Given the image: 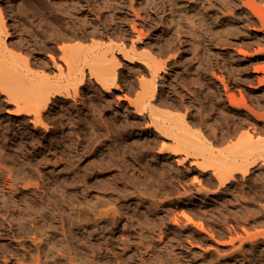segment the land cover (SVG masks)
<instances>
[{"label": "bare ground", "instance_id": "6f19581e", "mask_svg": "<svg viewBox=\"0 0 264 264\" xmlns=\"http://www.w3.org/2000/svg\"><path fill=\"white\" fill-rule=\"evenodd\" d=\"M3 1L7 14L3 12L1 4ZM258 1L241 0L240 2L246 10H244V13H246L247 17L250 12L253 13V16L248 18L247 23L249 24V22L252 21L253 24H255L258 21L261 27L259 30L264 35V5L258 4ZM12 4L13 0H0V94L5 96L8 104L14 105L12 113L18 118L16 123L19 121V125L23 126L25 124V119H23V117H29V121L36 129L42 127L48 131L50 129L49 120L51 123L59 124L62 128L65 123L61 120L60 123L57 122V120H59L57 119V115H60V118L61 116L72 118L75 106L77 105L76 102H78V98L80 97L85 104L88 101L96 102L95 105H93L94 102H92L93 104H91L93 106H89L88 108L85 107V104L83 105L86 108L84 109L86 111L85 115H87L86 117H89L88 121L90 123H88V126H90L91 137L99 142L101 148H105L106 146L104 147V145L101 144L102 141H99L100 138L97 136L99 135V131L105 130L106 134L111 136L114 132L116 134L117 131L119 133L126 132L125 134L130 133L134 130V125H136L137 122L136 124H130L129 122V125L132 128L128 129L127 124L119 123L116 115L113 117H109V114L107 115L109 112L116 114L112 109L110 110L112 104H110V102L111 99L115 97V90L122 91L119 81L123 76L122 68L126 66L119 57L122 55L121 57L123 60L128 62L127 66L129 69L138 65L137 69L140 72V75L138 77L136 76V83L134 81L130 83V90H128L129 92L127 91L129 94L123 90L125 92L123 96L118 94L116 98L128 102L129 107L133 108L132 113L136 115L138 120H146L145 131H149V133L152 132L157 139L160 137L164 138L160 140L161 146H158L160 148V153H166L165 157L168 156L171 160L174 159L173 162L181 166L183 165L187 171L190 172L191 169L196 168L199 173V176H194V181H196L198 185H195L193 189L183 186L179 182L183 190L176 188L177 190L175 191L177 197H174L176 199H173L171 198L172 196L169 197L168 195L165 198H161L160 192L164 187H161L162 189L160 190L155 182L149 181L148 178L145 177L141 183L135 181L137 178H134L136 177L134 174L135 172H131L132 166L130 167V164L127 165L125 163L127 162V159L124 162L125 164H122L121 160H119L121 158L116 160V154L113 155V152L111 153V151L102 150L100 151L103 152V154H101L102 159L100 160L101 163L105 165L101 164L100 169L98 167L96 172L97 178L94 180L92 179V181L90 180L92 182L91 185L90 183L85 184L84 186L80 185L86 194L90 192V195H92L91 200H89L87 207H85L86 205L82 206L83 199L80 198L79 195H76L77 205L75 209L72 210V214L67 216L66 213V217L62 212L55 214L54 216V213H52L53 211H51V204L47 202L48 200L39 203L41 205L38 206L35 205L36 203L33 198L28 196L31 190H34L32 187H38L40 180L39 176L38 182H34L32 181L33 178L31 180V178L29 179L28 176H26V174H28L26 169H23L22 171H20L21 169L18 171H12L11 168L10 171L7 172L9 176L6 178L7 180L3 181L4 183H0V208L3 210H10L13 208L19 213V215L26 214L28 217H31L32 221L35 222L33 223L34 228L37 229L42 236V238H38L40 241L37 239L38 236L35 239L32 237L34 243L38 240L41 243V246H38L39 248L36 247L39 249V254H36V256L32 253L35 257L32 256V259H30L31 262L29 261L28 263L48 264L50 261H55V264H59L62 256H68L71 260L70 262L68 261L70 264H232L233 261H238L239 257L246 258L244 250L249 246L250 248H255L260 244V239H264V229L257 230V233H251L250 231V228L253 227L252 225L260 226L261 224L262 226L264 224V203H258L259 205H256L257 207H253L254 204L252 205L249 202L245 201L236 204V202L233 203V200L236 201L237 195L246 192V188L243 186L249 184L251 181L256 184L258 192L262 193V195L264 194V99L256 98V100H254L251 96L252 99L249 100L245 94L246 91L244 92V90L239 89L241 92L240 94H242V99H240L237 97V94L235 93L236 91L234 92L233 87L229 84L228 80H226L227 78H225V76H219V73H213L211 76L207 77L199 76L201 78H198V73V75L196 74L197 79L202 82L206 80L207 82V88H205L209 91L206 92V90H203L206 92L203 94L205 95V97L203 96L205 100H202L198 96L199 94L197 95L196 90V95H193L194 92L192 94L190 91V96L181 95V97L179 94L178 96L175 93L176 89L175 91H166L163 86H160V83H162L160 81L164 80L163 73H168L169 64L171 63L170 65H172V63H174L176 55L173 54L174 52L171 53L172 51L170 50L171 52H167L168 55H165L167 58L169 56L168 60L163 59L159 61L160 58L158 60L157 54L153 50V45L151 46V44H148L144 48H141L140 44L144 43L143 38L146 34L138 27L139 24L135 20L129 22L131 28L130 32L134 35L130 44L122 42L121 40V43L117 45L108 46L104 41L98 39L100 37L94 39L93 36L91 37L88 34H74L63 36L61 38L62 43L60 45L57 44V48H54V44H52L53 47L51 48V51L53 52L47 54L43 51L46 48V44H42V41L33 42L32 39L24 36L22 33L20 36L18 35L17 37H14L13 32L11 31L12 25L10 26L9 22L13 21V24H18L13 15V13H16L15 8L18 7H16L17 5L15 2V8ZM174 6L175 5L173 4H170V6H164V12L167 10L170 12L169 21L172 23L170 24L169 22L170 27L174 25L173 22L177 19L176 13L179 11L177 8L178 6ZM20 8L21 7H19V9ZM130 10L133 11L137 18L140 17V12L136 10L133 4H130ZM231 16L234 18L235 14L233 13ZM184 17L179 18L184 21L182 19ZM189 17L188 19L186 18L187 21L189 20V22H187L188 25H194L197 23L195 19H192L193 17ZM176 23L175 25H178ZM113 25L115 33L119 32L126 34L127 31H129L125 29V27H118L117 23H114ZM181 25L179 24V26ZM175 28L176 27H174V29ZM177 29L179 28H176L175 30ZM102 33L94 32L93 35L104 36L105 33L103 35ZM125 34L123 38H126ZM87 38L92 39L89 46H85ZM69 40H74V42H69ZM165 44L164 45L167 46V43ZM258 44L260 46V43ZM165 46H163V48ZM170 46L173 45H169V48ZM47 47L50 49L51 46ZM258 52L259 55L264 56V46L263 48L258 49ZM229 66L227 68H229ZM212 68L211 70H214ZM260 68L264 69V66H260ZM255 69H257V67ZM211 70L209 69L208 72ZM258 70H261L259 69V66L257 71ZM263 71L264 70H262V72ZM258 73L257 78L263 86L264 74L262 76L263 78H260ZM190 77L192 76L190 75ZM190 77L188 79H190ZM194 78L190 80H194ZM250 79L252 78L250 77ZM246 80L247 79L244 81ZM184 83L187 85V82ZM251 83L249 85H253V83ZM95 84L100 86V90L97 89ZM194 84L195 83H193V85ZM190 85L192 84H189V86ZM253 89L259 88L253 87ZM132 93L134 94L132 95ZM87 98L89 99L87 100ZM96 106L98 108H96ZM98 109L101 113L98 112ZM106 109H108V112H106ZM91 116H93V118L98 117V120L96 121V118L90 120ZM76 135H78V138L81 137H79V134ZM116 135L114 136L116 137ZM32 138L33 137H31V140ZM18 142L20 143V141ZM222 146H224V148ZM91 149L93 150L94 148ZM41 157L42 156H40V158ZM122 159H125V157ZM94 160L95 159H93V162ZM47 162H49V159H47ZM187 163H189L190 166H186ZM12 164L10 165L12 166ZM114 164L117 165V169H111ZM3 165L2 168H4ZM137 166L139 167V165ZM166 168V165H162L161 168H159L161 177L165 178V176H167L166 174H169V178H173L174 176L169 171V168H167L168 170H165ZM4 169L7 168L5 167ZM87 172L88 171H86V173ZM2 173L0 172V175ZM31 173H33V171ZM81 176H84V173ZM178 181H180V179ZM18 183L22 184L21 190H23V192L17 188ZM42 184H44V182ZM90 186L92 188H90ZM171 188L172 187H170V190ZM45 189H47V186L44 190ZM61 189L62 188L59 190ZM55 190L57 189L55 188ZM64 190L61 192H65ZM167 192L170 191L167 190ZM66 193L67 192H65V194ZM65 196L63 197L64 199H66ZM73 197L74 195L71 196L72 200ZM68 199H70V196ZM62 206L64 208V205ZM35 210H39L37 212H39L41 218L35 216L38 214ZM28 211L30 213L35 211L36 214H30ZM19 215H17V220H20ZM51 217L54 218V220L52 219L53 221H57V224L54 225L51 222L49 223ZM23 218L25 217L23 216ZM9 219L15 220L16 218L12 217ZM67 219L72 221L70 224L74 227L72 226L70 228V226H67ZM3 230L4 229L0 227V234ZM171 237L178 238V242H171ZM211 240L216 241V243L223 247H228V251L221 252V250L217 248L215 250L218 252V256L214 258L211 249L208 251L205 250V257L200 260L201 262L199 260H190L189 262L184 263V261H186L183 260V248L185 242L186 244L188 243L192 245V247L197 243L201 248L202 245H208ZM209 247L211 246L208 245L207 249ZM213 247L214 246H212V249L215 248ZM200 252H202V250ZM162 253H165L167 257ZM207 257H209L208 261L206 259ZM20 260L21 258L18 261ZM21 262L24 264L23 261H20V264H22Z\"/></svg>", "mask_w": 264, "mask_h": 264}, {"label": "rangeland", "instance_id": "374dc122", "mask_svg": "<svg viewBox=\"0 0 264 264\" xmlns=\"http://www.w3.org/2000/svg\"><path fill=\"white\" fill-rule=\"evenodd\" d=\"M5 1H7V0H5ZM240 1L241 0H13L12 5L14 6V8L16 5H17L16 7H18V8H15L16 13H13L14 18L16 19L18 24H13V21H10L9 24H10V26L12 25L11 31L13 32L14 37H17L18 35L20 36V34L22 33V34H24V36L32 39L33 42H37V41L41 42L42 41L41 42L42 44H46V48L43 51L48 54L50 52L51 53L53 52V51H51L52 50L51 48L53 46H54V48H57L58 45H60L62 43L61 38L63 36H70V35H74V34H86V35L88 34L91 37L93 36L94 39L100 37L98 39H101L102 41H104L105 44H107L108 46L117 45V44L121 43V40H122V42H126V43L130 44L131 39L134 37V35L131 34V32H130L131 28H130L129 22L131 20H135L139 24L138 27L140 29H142L146 34L145 37L143 38V42L144 43L146 42V43L145 44L141 43L140 44L141 48H144L148 44H151V46L153 45V50L157 54L158 60L160 58L159 61H161L163 59L168 60L169 56H168V58L166 57L168 55L167 52L170 53L172 51L171 53L174 52L173 54L176 55L175 59H174V63H172V65H170L171 63L169 64L168 73L167 74L163 73V79L164 80L160 81V82H162V83H160V86H163L166 91L167 90H169V91L174 90L175 91V89H176L175 93L177 95L179 94L180 97H181V95L190 96V93L193 94V92H194L193 95H196V92H197V95L199 94L198 96L202 100H205V98H204L205 95H203V94H205L207 91H209L206 89L207 88V84H206L207 82H206V80L202 82L201 80L197 79V75L199 74L198 78H201L199 76L207 77V76H211V74H213V73H217V74L219 73V76H223V77L225 76V78H227L226 80H228L229 84L233 87L234 92L236 91L235 93L237 94V97H239L240 99H242L241 98L242 94H240L241 92L239 91V89L244 90V92L246 91L245 94L247 95V98L249 100H251L252 98L254 100H256V98L264 99V97H262V96H264V85L262 86L260 84L259 79L257 78L258 72H259L258 74L260 75V78L264 77L263 76L264 71L262 72V70H264V69L260 68V66L261 67L264 66V56L259 55V52H258V49L263 48V46H264V42H263L264 41V35L259 30V28L261 29V27H260V23L258 21L255 24H253L252 21H250L249 24L247 23L248 18L253 16V13L250 12L248 14V17H247L246 13H244L246 10ZM14 2L16 5L14 4ZM1 4H2L3 12H5V14H7L5 11L6 9H5V5H4V1L1 2ZM130 4H133L134 7L136 8V10H138L140 12V14H141L140 17L137 18L134 15L133 11L130 10ZM170 4H173L176 7L178 6L177 8L179 10L176 13L177 19H176V21L173 22L174 25H172L171 27H170V24H172V23H171V21H169L170 20V18H169L170 12H169V10H167L168 12L165 11L166 13L164 12V6H170ZM258 4L264 5V0H259ZM19 7H21V8L19 9ZM232 9H234V10H232ZM233 11H235V12H233ZM233 13L235 14L234 18L231 16V14H233ZM181 14H186V15H181ZM184 16H187V17H184ZM179 17H184V18H182L184 21H182L181 18H179ZM188 17L189 18L193 17L192 19L193 20L195 19L197 22V23H195L196 25L195 24L193 25L190 23H189L190 25H188L187 22H189V20L188 21L186 20V18L188 19ZM167 19H168V21H167ZM169 22H170V24H169ZM176 22H179V23H176ZM114 23H117L118 27H125V29L129 30V31H127L126 34L124 33L126 38H123L124 37L123 33H119V32L115 33L114 32V29H113ZM175 23L178 25H175ZM182 23H184V24H182ZM164 24H165V26H164ZM179 24L180 25L182 24L181 26L183 28L181 26H179ZM254 26L257 28H255ZM174 27L179 28L180 30L179 29L175 30L176 28L174 29ZM178 31H180V32H178ZM94 32H98V33L103 32L102 35L104 33L105 34H104V36L93 35ZM105 35H107V36H105ZM261 35H262V37H261ZM257 36H258V39H257ZM254 38H255V40H254ZM63 41H65V40H63ZM70 41L74 42V40H69V42ZM90 41H92V39L87 38V41H86L87 43L85 46H89V44H91ZM257 41H260V42H257ZM165 43H167V46H165L166 45ZM258 43H260V46ZM52 44H54V45L52 46ZM169 45H173V46H170V48H169ZM47 46H49V47L51 46L50 49ZM160 46L162 47L163 53H162ZM163 46H165L167 48H165V47L163 48ZM159 47H160V49H159ZM177 51H179V52H177ZM244 51L247 53H245ZM160 53L163 57L160 55ZM121 56L122 55H120L119 57L121 58L123 64H125L126 66L124 68H122L123 76H122L121 80L119 81V85L122 87V91L124 90L125 92H127L128 90H130V83L133 81L136 83L137 77L140 75L139 74L140 72L137 69L138 65L135 66L134 68L129 69V67L127 66L128 62L123 60V58ZM158 56H160V57H158ZM222 60H224V61H222ZM250 61H251V63H250ZM228 66H229V68H227ZM243 66H246V67H243ZM258 66H259V69H261V70L257 71ZM212 67H214V68H212ZM256 67H257V69H255ZM211 68L214 70H211ZM230 68L233 71H231ZM209 69L211 71L208 72ZM234 70H236V71H234ZM249 72H250V74H249ZM203 74H205V75H203ZM220 74H222V75H220ZM190 75L192 77H190ZM188 76L190 77V79H193L195 76L196 79L194 78V80H190V79H188L189 78ZM250 77L252 79H250ZM239 79H240V81H239ZM245 79H247V80L244 81ZM184 80H188L189 83H188V81H184ZM251 81H252L253 85H249L251 83ZM184 82H187V85ZM193 83H195L194 84L195 86L193 85ZM189 84H192V85L189 86ZM184 85H186V86H184ZM95 86L97 87V89L100 90V86H98L96 84H95ZM181 87H183V88H181ZM198 87H200V88H198ZM234 87H236V88H234ZM253 87L259 88V89H253ZM190 88H191V90H190ZM179 89H181V90H179ZM195 90H196V92H195ZM203 90H206V92H204ZM122 91L121 90H115V97H113V99H111V102H110V104L112 103L110 106L111 107L110 110L112 109L113 112H115L116 114H112L109 112V113H107V115L109 114L108 115L109 117H111V116L113 117L116 115L119 123L120 124H122V123L127 124L128 129L132 128L129 125V122H130V124H136V122H137V124L134 125V130L130 132L131 134L130 133L125 134L126 132L119 133L117 131L116 132L117 135L114 132L113 135L111 136L109 134H106L105 130L99 131V135H97L100 138L99 141H102L101 144L104 145V147L106 146L107 148L106 147L101 148V145L99 144V142L96 141L95 138L91 137L90 126H88V123H90L88 121L89 117H86L87 115H85L86 111L84 109L88 108L89 106L95 105L96 104L95 101H92V102H94V104L90 101L86 102V104H85L84 102H82L83 100L79 97L78 102H76L77 105L75 106V111H74L75 114L73 113L72 118H69V117L67 118V116H63V117L61 116V118H62L61 119L59 117L60 115H57L58 116L57 119H59V120H57V122L60 123V120L64 121V123H65L64 127L61 128V126L59 124L51 123L49 120L48 122L50 124V129L47 131L42 127H39L37 129L34 128V125L29 121L30 120L29 117H27V118L23 117V119H25V124L23 126L19 125V123H18L19 121L16 123V120L18 118L14 113H12V111L14 109V105L8 104V102L5 99V96L0 94V145H1L0 151L2 152V153L0 152V154H1L0 155V163H1L0 164L1 165L0 172L1 173L3 172L0 175V183H4L3 181L7 180L6 178L9 177L7 172H9L11 168H12L11 169L12 171H16V170L18 171L19 169H21L20 171H22L23 169H26L28 174H26V173L25 174H26V176H28L29 179L31 178V180L33 178L32 181L38 182V180L40 178L39 184H41V185L38 184V187H40V188H38L37 186L32 187L35 191L31 190L30 194L28 195L30 198H33V200L35 201L36 204L35 203H33V204L39 206V205H41L39 203H42L44 201L46 202V200H48L47 202L52 205V206L50 205V207H51V211H53L52 213H54V216H55V214H59L61 212L63 215L65 214V216H66V213H67V216H69L70 214H72V210H74L76 205H77L76 195H79L80 198L83 199V200L82 199L81 200L83 202H85V203L82 202V206L86 205L85 207H87V203L89 202V200H91L92 195H90V192H88L89 194L88 193L86 194V192L83 191L81 186L82 185L84 186L85 184H89V183L91 185L92 179L94 180L97 178L96 172L98 170V167H99V169L101 168L100 165L102 164L100 159H102L101 154H103V152H100V151H102V150L107 151L108 150V151H111V153L113 152V155L116 154L115 155L116 160L121 158L119 160H121L122 164L126 163L127 165L130 164V167L132 166L131 172H135L134 174L136 177H134V178H137V179H135V181L141 183L142 180H144L145 178H148L149 181L155 182V184L157 185L158 188H160V190L164 187L162 189L163 192L162 191L160 192L161 198H165L168 195L169 197L172 196L171 198L176 199V198H174V197H177L176 196L177 193L175 190L182 189L180 183L183 186H186L188 188L193 189L195 185H198L197 182L194 181V176L195 175L199 176L197 169L196 168L191 169V171L189 172L183 167V165L181 166V165H178L177 163L173 162L174 159L171 160L168 156L165 157L166 153H160L159 152V150H160L159 147L161 146L160 140H162L164 138L160 137L157 139V138H155V136L153 135L152 132L149 133V131L144 130L146 120H140V119L138 120V118H136V115L134 113H132L133 108L129 107L128 102H126L125 100H118L116 98V96L118 94L123 96V94L125 92L124 91L122 92ZM133 94L134 93H132V95ZM201 94H202V96H201ZM82 95H84V94H82ZM251 96H252V98H251ZM83 98H86V97H83ZM88 99L89 98H87V100ZM117 103H119V104H117ZM83 104H85L86 108L84 107ZM96 108H98V107L96 106ZM108 109H106V112H108L107 111ZM78 112H79V114H78ZM98 112L101 113L100 110ZM84 116H85V118H84ZM90 118H91L90 120H94L96 117L93 118V116H91ZM124 119H125V121H124ZM95 120L97 121L98 117ZM140 125H142L144 127H142ZM28 131H30L31 133ZM86 131H87V133H86ZM139 131H141V132H139ZM101 132L104 134H102ZM59 133H60V135H59ZM65 133L66 134L68 133L69 135L67 134V136H66ZM76 134H79V137L80 136L81 137L78 138L77 137L78 135H76ZM114 135H116V137ZM25 136H27L28 138ZM62 136H63V138H62ZM97 136H95V137H97ZM31 137H33L32 140H31ZM69 137H70V139H69ZM82 137L84 138V140ZM85 137L87 138V140ZM109 137H110V139H109ZM57 138H59V139H57ZM74 140H77L81 143L74 141ZM85 140H86V142H85ZM93 140H94V142H93ZM103 140H104V142H103ZM155 140H156V143H155ZM18 141H20V143ZM65 142H66V144H65ZM76 142H77V144H76ZM90 144L91 145L93 144V145L91 146ZM94 144H96V145H94ZM68 145H69V147H68ZM112 145H114V146H112ZM152 145L155 147H153ZM49 146H51V147H49ZM118 146H119V148H118ZM222 147L224 148V146H222ZM91 148H94L95 150L93 149L94 150L93 151ZM37 150L39 153L37 152ZM147 150H148V152H147ZM20 151H21V154H20ZM44 153H45V155H44ZM150 153H151V155H150ZM23 155H25V156H23ZM40 156H42V157L40 158ZM123 156L125 157V159H122V158H124ZM151 156H154V157H151ZM16 157L17 158L19 157V158L17 159ZM1 158L3 160V163L5 162L4 165L2 163ZM47 159H49V162H47ZM93 159H95L94 162H93ZM96 159L99 161H97ZM126 159H127V162H125ZM27 162H29V163H27ZM52 162H54V163H52ZM55 162H57V163H55ZM58 162H59V164H58ZM10 164H12V166L14 168ZM2 165L4 168L6 167L7 169L2 168ZM5 165H7L8 167ZM102 165H105V164H102ZM137 165H139V167ZM162 165H166L167 168H169V171L174 176L173 178H169V176H168L169 174H166L167 176H165V178L161 177L159 168H161ZM186 166H190V164L187 163ZM34 168H35V170H34ZM77 168H79V169H77ZM167 168L165 170H168ZM89 169H92V170H89ZM111 169H117V165H115V164L112 165ZM32 171H33V173H31ZM86 171H88V172L86 173ZM91 171H92V175H91ZM83 173H84V176H81V175H83ZM176 173H177V176H176ZM94 175H95V178H94ZM38 176H39V178H38ZM80 176H81V178L79 179ZM138 176L141 179H139ZM179 176H181V177H179ZM43 178H45L47 182ZM177 179L178 180L180 179V181H178ZM138 180H140V181H138ZM82 181L84 184L82 183ZM43 182H44V184H42ZM50 185L52 186V188ZM46 186H47V189L44 190V188H46ZM49 186H50V188H49ZM53 187H54L55 192L53 191ZM170 187H172L171 190H170ZM243 187L246 188V192L244 194L241 193V194L237 195L236 199L238 201L233 200V203L236 202V204H239V202L243 203L246 201L252 205L254 204L253 207L254 206L257 207L259 204L264 203V194L262 195V193L258 192V190L256 189V184L254 182L251 181L249 184H246ZM17 188H19V190L23 192V190H21V188H22L21 183H18ZM55 188L57 190H59L60 188H62V189L57 191V190H55ZM90 188H92V187L90 186ZM48 190H49V192H48ZM50 190H51V192H50ZM62 190H64L67 193L65 194V192H61ZM167 190L170 192H167ZM256 191H257V193H256ZM57 192H59V193H57ZM71 192H72V194H71ZM174 192H175V196H174ZM31 193H33V194H31ZM41 193H43V194H41ZM63 194H64V196L66 195L65 196L66 199L63 198L64 197ZM257 194H260V195H257ZM48 195H49V197H48ZM50 195L52 198L50 197ZM54 195H56V196H54ZM67 195H68V197L70 196V199H68ZM72 195H74L73 200L71 198ZM46 196H47V198H46ZM261 196H263V197H261ZM241 197H243V198H241ZM40 198H42V199H40ZM87 199H88V201H87ZM61 201H62V203H61ZM64 201H66V202H64ZM74 201L76 202V204ZM258 201H260V202H258ZM62 205H64V208ZM73 205H75V206H73ZM64 209H65V213H64ZM35 211L37 212L39 210H35ZM35 211L34 212L32 211L31 213L29 211L28 212L30 214H33V213L36 214ZM37 213L38 214H36V215L34 214V215L41 218V216H39L40 215L39 212H37ZM2 214H3V216H2ZM17 215H19V213L17 211H15L13 208H11L10 210H6V209L3 210L0 208V225H1L0 227H2V229H4L3 232H1V234H0V263L1 264H20V261H23L24 264H26V262H27V264H29L28 262L30 261V259H32V256L35 257L36 254H39L38 253L39 249H37V248H39L38 246H41V243L39 242L40 240L38 238H42V236L39 233V231L34 228L33 223H35V222L32 221V218L28 217V215H26V214L25 215H19L20 220H17ZM10 216H12L13 218H16V219L11 220V219H9V218H12ZM23 216L25 218H23ZM53 217H51V220H49V223L51 222L55 225V224H57V221L56 220H55L56 222L53 221L55 218V217L54 218ZM10 221H11V223H10ZM18 221L21 223H19ZM69 221H70V219H67V226H70V228H71L73 226V225L71 226V224H70L72 221H70V222ZM17 222L19 223V225ZM205 223H207V222H205ZM28 225H29V227H28ZM252 226L253 227L250 228L251 233H255V232L257 233V230L259 231V230L264 229V224L262 226H261V224H260V226L259 225L258 226L252 225ZM18 228H21V229H18ZM31 228H32V230H31ZM29 234H31V235H29ZM32 237H33V239H35L37 237V239L39 241L37 240V241H35V243H37L38 245L34 243V240L32 239ZM170 240H171V242H178V238H175V237H171ZM260 240H261L260 244L258 246H256L255 248H250V246H249L244 250L246 258L239 257L238 261L235 260V261H233L232 264H264V241H263L264 239L263 240L260 239ZM212 243H213V245H212ZM208 245L211 247H209L207 249ZM208 245H202L200 248L199 244L195 243V245L192 247V245H190L188 243L186 244V242H185V245L183 248V260H186V261H184V263L189 262L190 260H192V261H195V260L198 261L199 260L200 261L202 258L205 257L204 256L206 253L205 250L208 251L209 249H211L213 251L212 256L214 258H216L218 256L217 255L218 252H216L215 249L219 248L221 250V252L222 251L223 252L228 251V247H223L220 244L216 243V241H213V240H211ZM212 246H214L215 248L213 247L214 249H212ZM30 247H31V249H30ZM203 248H205V249H203ZM201 250H202V252H200ZM26 251H28V252H26ZM25 252H26V254H25ZM32 253L35 255H33ZM162 254L164 255L165 253H162ZM164 256L167 257L166 254ZM62 257H61V261L59 264H61V263L62 264H70L69 262L71 260L68 256H67L68 258L65 256H62ZM18 258L19 259L21 258V260L18 261L19 260ZM208 258L209 257L206 258L207 261H208ZM4 259H6V260H4ZM62 260H63V262H62ZM51 262H52V264H55V261H50V263H48V264H51Z\"/></svg>", "mask_w": 264, "mask_h": 264}]
</instances>
